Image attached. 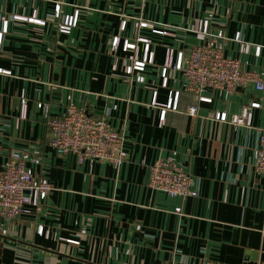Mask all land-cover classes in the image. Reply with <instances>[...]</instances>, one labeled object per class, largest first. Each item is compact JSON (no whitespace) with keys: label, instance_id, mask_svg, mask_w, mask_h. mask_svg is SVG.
<instances>
[{"label":"crops","instance_id":"crops-1","mask_svg":"<svg viewBox=\"0 0 264 264\" xmlns=\"http://www.w3.org/2000/svg\"><path fill=\"white\" fill-rule=\"evenodd\" d=\"M205 20L230 39L226 58L264 72V0H0V169L18 153L53 187L39 211L0 218V264H264V96L252 85L190 92L172 68L163 77L170 53L174 65L201 44L190 30ZM143 41L152 62L128 75L125 46L143 61ZM70 102L124 135L122 165L48 145V119ZM246 108L251 127L215 119ZM160 159L190 174L197 197L149 188Z\"/></svg>","mask_w":264,"mask_h":264},{"label":"built area","instance_id":"built-area-1","mask_svg":"<svg viewBox=\"0 0 264 264\" xmlns=\"http://www.w3.org/2000/svg\"><path fill=\"white\" fill-rule=\"evenodd\" d=\"M56 19L60 13L56 11ZM30 21L34 18L29 19ZM78 13L72 17L62 18L59 30L68 33L77 25ZM7 21L5 33L7 31ZM146 24L141 23L140 26ZM125 23L123 24V27ZM200 41V45L192 48L186 57L179 55L177 62L172 64V54L163 69L164 80L169 68L183 73L190 92L200 93L205 89L227 90L234 92L240 88L254 86L264 96V72L245 70L241 62L226 58L224 50L230 41L223 31H214L207 20L199 21L191 30ZM3 33L0 32V49ZM239 40V38H238ZM142 42V41H141ZM146 44V58L138 59L139 47L135 44H126L125 50H134L135 55L130 57V64H125V72L131 75L135 71H143L147 63H151L153 56L149 54V42ZM249 46H244L248 51ZM260 48H258V54ZM138 80L143 81L142 78ZM202 101L206 99H201ZM38 107L47 106L39 104ZM172 101L167 109H176ZM258 108L259 104H252ZM166 110L163 111V118ZM215 119L220 122H229L235 126L251 127L252 113L248 108L239 115L228 117L225 113H218ZM49 146L62 155L76 156L79 163L102 162L120 166L127 160L125 150V137L116 131L108 121L107 116L95 117L88 114L83 107H77L72 102L68 104L65 112L58 117L48 119ZM39 165L40 159L31 160ZM256 172L264 177V129L259 130V150L255 166ZM149 188L171 197L194 198L197 191L194 189L193 179L179 164L171 159H160L150 166ZM53 191V187L38 177L32 169L27 167L25 161L18 153H12L9 160L0 169V218L15 220L21 216L29 215L31 209H41V203ZM180 210L178 209L177 212Z\"/></svg>","mask_w":264,"mask_h":264},{"label":"rangeland","instance_id":"rangeland-1","mask_svg":"<svg viewBox=\"0 0 264 264\" xmlns=\"http://www.w3.org/2000/svg\"><path fill=\"white\" fill-rule=\"evenodd\" d=\"M48 140H49V137H48ZM48 145H49V143H48ZM6 163V162H5ZM45 181V180H44ZM47 182V181H46ZM48 183V182H47Z\"/></svg>","mask_w":264,"mask_h":264}]
</instances>
